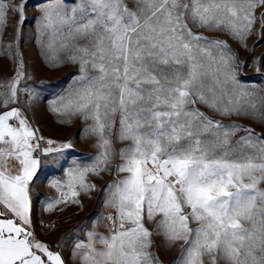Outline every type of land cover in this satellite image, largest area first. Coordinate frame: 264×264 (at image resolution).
<instances>
[{
  "label": "snow or ice",
  "instance_id": "obj_1",
  "mask_svg": "<svg viewBox=\"0 0 264 264\" xmlns=\"http://www.w3.org/2000/svg\"><path fill=\"white\" fill-rule=\"evenodd\" d=\"M260 6L264 0H135L133 10L125 0H80L69 13L63 0H50L41 9L42 29L88 41L73 45L68 59L81 74L50 108L91 120L86 131L96 137L98 154L91 164L67 171L62 200L77 202L78 188L94 190L87 175L99 176L117 157L114 172L125 174L105 186L104 204L115 210L104 217L109 236L88 232V242L76 245L85 250L82 264H159L151 251L154 232L183 242L173 264H264V190L258 187L264 182V138L189 107L200 103L222 116L249 114L240 97L254 94L239 89L234 54L193 28L223 27L243 42ZM8 11L23 23V4L9 9L8 0H0V26ZM260 23L264 28V13ZM211 65L220 95L211 87V96L205 92ZM22 74L17 71L0 104V264H65L31 231L29 185L40 166L34 153L42 138L10 107ZM229 85L238 92L235 101ZM247 103L264 122L257 102ZM240 131L246 135L231 141ZM117 139L130 144L116 152ZM60 151L49 147L43 155ZM146 223L154 224V232ZM97 243L103 248L97 250Z\"/></svg>",
  "mask_w": 264,
  "mask_h": 264
},
{
  "label": "rangeland",
  "instance_id": "obj_2",
  "mask_svg": "<svg viewBox=\"0 0 264 264\" xmlns=\"http://www.w3.org/2000/svg\"><path fill=\"white\" fill-rule=\"evenodd\" d=\"M63 2L70 13L71 8L79 4L80 0H63ZM49 3L50 0H8L9 9L18 8L23 4V23L18 13L8 11L5 25L0 26V104L10 94L7 86L16 78L17 71L21 70L23 74L17 84V99L10 107L18 108L32 128L37 130V136L42 138L44 149L61 148L60 152L38 157L40 166L29 185V195L31 201H35L36 213L38 212L46 220L45 223L35 221V228L46 235V240L51 243L50 246L55 252L62 254L64 234L71 235L68 239L71 241L75 240L76 230H91L109 236L110 221L104 217L115 215V210L104 204L105 186L122 179L125 174L114 172L115 164L121 162L117 157L109 169L99 176L91 173L87 175L86 180L95 185L94 190L83 191L78 188L79 195L74 198L77 202H73L72 198H67V202L62 200L61 192L68 191L63 187V182L68 179L67 171L77 165L91 164L98 154V149L95 146L96 137L86 131L92 124L91 120L86 121L81 116L69 117L51 111L50 101L69 89L73 77L81 74L79 64L68 59L75 51L73 45H86L88 41L80 38L78 34L68 38L66 35L54 36L51 30L42 29L41 9ZM125 3L135 10V0H125ZM262 13L264 6L254 10L256 22L243 42L223 27L193 28L197 34L208 40L227 45V50L234 54V62L238 64L235 73L239 89L254 94L252 97H240V103L249 114L222 116L200 103L189 107L198 108L209 118L224 125H240L242 128L252 129L264 138V122L251 115L252 109L247 103L249 99L255 100L257 107L264 112V100H262L264 98V28L260 23ZM65 44L68 47H64ZM210 50L213 56H218L219 50L215 48ZM205 62L210 63L206 60ZM214 67V65L210 66L209 75L204 80L205 92L208 96H211V93L207 92L208 87L213 88L217 95L221 94L220 88L212 79ZM228 92L235 101L238 92L232 93L230 85ZM222 99L227 103V96H223ZM245 135V132H236L231 137V141L239 140ZM47 141H52V145ZM129 144V141L117 139L114 140V149L119 152ZM64 145L70 147L64 148ZM58 181L61 182L59 185L56 183ZM258 187L264 190V182ZM242 223L245 227L252 228L251 222L242 221ZM146 227L154 232L153 223H146ZM152 240L151 251L158 257L159 264H173L180 255L183 242L171 243L162 235H155V232ZM102 248L103 245L100 244L98 250ZM66 252L67 255L76 254L75 249L69 247V244Z\"/></svg>",
  "mask_w": 264,
  "mask_h": 264
},
{
  "label": "crops",
  "instance_id": "obj_3",
  "mask_svg": "<svg viewBox=\"0 0 264 264\" xmlns=\"http://www.w3.org/2000/svg\"><path fill=\"white\" fill-rule=\"evenodd\" d=\"M31 203H32L31 204V220H32L31 231L33 232L34 236L40 242L48 245L50 250L55 252L50 246L51 243L48 242V240H46V235H44L38 228L36 229L34 226L35 221L45 223L46 220H45V218L41 217V215L38 212L36 213L37 210L35 209V201H31ZM88 232H95V231H91V230L78 231V230H76L74 233L75 234L74 235V237H75L74 241L68 240L71 238V235H65L64 234L62 236V254L60 253V255L64 259L65 264H82V254L85 252V250L84 249H78L76 247V245H77V243H87L88 242V236H87ZM95 233H97L100 236H108V235H104V233H99V232H95ZM54 238H56V237H54ZM68 244H69V247L75 249V252H76L75 256L67 255L66 251L68 248ZM99 245H100L99 243H97L95 245L97 250L99 248Z\"/></svg>",
  "mask_w": 264,
  "mask_h": 264
},
{
  "label": "built area",
  "instance_id": "obj_4",
  "mask_svg": "<svg viewBox=\"0 0 264 264\" xmlns=\"http://www.w3.org/2000/svg\"><path fill=\"white\" fill-rule=\"evenodd\" d=\"M39 144H40L39 150L36 153H34V155L37 157L42 156L44 150V145L41 140L39 141Z\"/></svg>",
  "mask_w": 264,
  "mask_h": 264
}]
</instances>
